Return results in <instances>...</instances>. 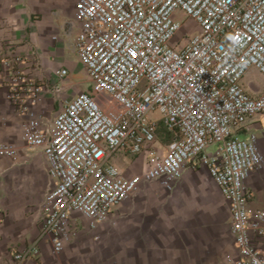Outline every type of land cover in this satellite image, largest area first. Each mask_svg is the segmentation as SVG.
<instances>
[{"label":"built area","instance_id":"1","mask_svg":"<svg viewBox=\"0 0 264 264\" xmlns=\"http://www.w3.org/2000/svg\"><path fill=\"white\" fill-rule=\"evenodd\" d=\"M76 18L73 50L90 79L82 91L64 99L66 67L46 72L12 50L0 62V84L27 117L25 139L54 180L37 238L2 264L39 258L43 241L59 253L78 227L73 212L94 228L145 183L172 190L188 163L209 169L229 205L238 256L226 264H264V210L251 208L247 185L264 164L249 130L264 115V89L245 83L251 68L264 76V0H77ZM49 95L57 104L50 118L33 108ZM158 121L172 135L163 153L153 148ZM146 149L141 173L127 176L114 163L121 151ZM15 152L0 143L1 154Z\"/></svg>","mask_w":264,"mask_h":264},{"label":"crops","instance_id":"2","mask_svg":"<svg viewBox=\"0 0 264 264\" xmlns=\"http://www.w3.org/2000/svg\"><path fill=\"white\" fill-rule=\"evenodd\" d=\"M76 3L0 0V62L12 50L41 64L46 72L70 65L74 71L64 99L83 90L82 84L74 82L81 75L73 50L80 26ZM247 76L246 85L254 80L259 86L257 78ZM33 108L50 118L57 108L56 98L46 96ZM26 120L16 113L7 89L0 84V143L16 148L13 155L0 153V264L13 250L37 238L40 220L51 206L48 194L54 180L44 154L25 139ZM249 130L257 133L264 154V115ZM153 148L159 153L166 149L157 142ZM151 152L117 154L114 163L132 176L148 168ZM247 185L254 195L251 208L264 210V164L250 173ZM72 223L78 227L59 253L43 241L39 258L27 264H226L238 256L229 205L209 169L193 163L184 166L172 190L159 181L145 183L117 206L114 216L96 227L78 211L72 213ZM257 241L264 254V233Z\"/></svg>","mask_w":264,"mask_h":264},{"label":"rangeland","instance_id":"3","mask_svg":"<svg viewBox=\"0 0 264 264\" xmlns=\"http://www.w3.org/2000/svg\"><path fill=\"white\" fill-rule=\"evenodd\" d=\"M187 24L192 27L193 31L198 29V26L195 23H193L191 20H189L187 22ZM182 32H184V30H182L181 33ZM67 68L70 72L74 71V68L70 67V65L67 66ZM78 69H79V71H81V73H80L81 75H79L76 78V81H74V82L82 84L83 89H85L90 82L88 72L85 69V67H83L82 65H79ZM73 78L74 77H72V79ZM247 78H257V81L259 82L258 89L259 90L264 89V77L256 69L253 71H250L248 73ZM152 118H154V119L159 118V113L155 112L154 114H152ZM156 135H157V145H162V146L166 147V145L172 140V135L170 134V132L165 127L163 121H158ZM122 153L128 155V153H125L123 151L119 152L118 154H122Z\"/></svg>","mask_w":264,"mask_h":264}]
</instances>
